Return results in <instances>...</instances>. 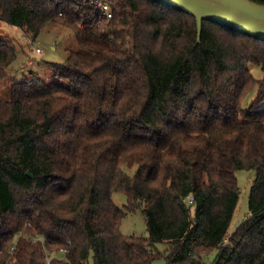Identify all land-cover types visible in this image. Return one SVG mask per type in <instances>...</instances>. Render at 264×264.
Masks as SVG:
<instances>
[{
    "label": "trees",
    "instance_id": "16d2710c",
    "mask_svg": "<svg viewBox=\"0 0 264 264\" xmlns=\"http://www.w3.org/2000/svg\"><path fill=\"white\" fill-rule=\"evenodd\" d=\"M109 3L112 19L98 23L84 0H0V22L26 38L53 23L78 47L52 65L54 85L16 83V49L0 39V264L60 250L50 264H154L159 245L163 264H264V41L202 22L197 42L182 12ZM238 171L255 178L229 233ZM137 210L147 238L120 231Z\"/></svg>",
    "mask_w": 264,
    "mask_h": 264
},
{
    "label": "rangeland",
    "instance_id": "374dc122",
    "mask_svg": "<svg viewBox=\"0 0 264 264\" xmlns=\"http://www.w3.org/2000/svg\"><path fill=\"white\" fill-rule=\"evenodd\" d=\"M0 39L11 42L16 49L17 59L15 63L8 69V81L16 83L24 80H31L35 75L37 78L51 86L56 83L52 74L53 64H63L67 58L68 51L77 50V43L71 30L61 27L60 25L49 23L35 39L25 37L23 30L0 22ZM35 49L42 50V54H37ZM248 70L255 81L262 79L263 74L259 66L250 65ZM9 83L0 84V95L7 97V88ZM256 88H254L244 100L242 107L246 109L255 96ZM133 170H127V174L131 176ZM238 187V202L230 222L228 232L231 233L248 215V196L252 182L255 178L253 171H238L235 174ZM112 201L116 208L125 212L126 197L121 193L112 194ZM120 231L124 236H134L137 238H147L146 225L144 217L140 210L135 212H126V217L121 223ZM158 255L154 264H163L165 258L166 247L157 246ZM61 257V253L48 254L45 252L44 260ZM214 257H209L211 261Z\"/></svg>",
    "mask_w": 264,
    "mask_h": 264
},
{
    "label": "water",
    "instance_id": "95a60500",
    "mask_svg": "<svg viewBox=\"0 0 264 264\" xmlns=\"http://www.w3.org/2000/svg\"><path fill=\"white\" fill-rule=\"evenodd\" d=\"M196 21L197 42L202 22H210L264 41V5L250 0H153ZM30 176L29 173H27Z\"/></svg>",
    "mask_w": 264,
    "mask_h": 264
},
{
    "label": "built area",
    "instance_id": "2783aa9c",
    "mask_svg": "<svg viewBox=\"0 0 264 264\" xmlns=\"http://www.w3.org/2000/svg\"><path fill=\"white\" fill-rule=\"evenodd\" d=\"M58 1H63V0H58ZM85 3L89 6L91 12L93 14L96 15L97 19H98V23L105 21L108 22L112 19L113 17V13H112V9L109 3V0H84ZM35 52L37 54H42V50L40 49H35ZM18 237L15 239V242L18 241ZM30 241H32L33 243L35 242H39V243H43V239L41 237H32L29 239ZM10 253L12 254L14 251V246H12L10 249ZM59 253H62V251L60 250ZM45 264H50V259H45Z\"/></svg>",
    "mask_w": 264,
    "mask_h": 264
}]
</instances>
